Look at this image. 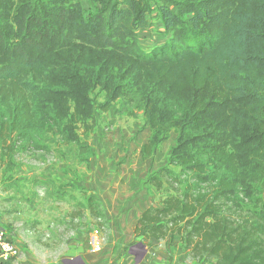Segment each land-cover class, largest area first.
Returning a JSON list of instances; mask_svg holds the SVG:
<instances>
[{"label":"trees","instance_id":"obj_1","mask_svg":"<svg viewBox=\"0 0 264 264\" xmlns=\"http://www.w3.org/2000/svg\"><path fill=\"white\" fill-rule=\"evenodd\" d=\"M0 0V155L88 148L96 110L134 117L164 165L133 225L145 246L176 240L194 264H264V0ZM157 11L169 38L144 50ZM101 218L98 196H84Z\"/></svg>","mask_w":264,"mask_h":264},{"label":"rangeland","instance_id":"obj_2","mask_svg":"<svg viewBox=\"0 0 264 264\" xmlns=\"http://www.w3.org/2000/svg\"><path fill=\"white\" fill-rule=\"evenodd\" d=\"M81 1L86 16L97 7L94 0ZM149 17L151 27L139 33L141 45L159 44L164 39L159 14ZM90 122L92 131L85 137L88 148L56 144L48 134L44 142L51 152L22 153L9 162L0 155V185L5 190L0 200V229L11 239L14 232L19 233L24 244L44 245L31 252L43 254L49 262L65 258L68 264H81L78 245L82 244L91 256L103 255V264H192L176 240L142 247L137 245L140 238L134 240L132 234L140 213L158 203V192L143 180L165 164L177 129L153 156L145 157L140 148L149 129L141 111L130 117L112 109L96 110ZM19 176L26 179L21 182ZM89 192L98 196L104 218L86 207L84 196ZM95 230L102 245L93 252L90 240Z\"/></svg>","mask_w":264,"mask_h":264},{"label":"crops","instance_id":"obj_3","mask_svg":"<svg viewBox=\"0 0 264 264\" xmlns=\"http://www.w3.org/2000/svg\"><path fill=\"white\" fill-rule=\"evenodd\" d=\"M155 13L158 14L157 11H154ZM154 12L152 13V15L154 14ZM148 20L150 21V17H147ZM161 22V19H160ZM151 27V25H150ZM161 27L162 29H164L162 22H161ZM146 30V29H145ZM145 30H141V32H138L137 37H139V33L141 34L142 32H144ZM169 33H167L165 31V35H164V39L162 41H165L169 38ZM154 38V41L156 40V35H152V39ZM160 42H162L161 40H159ZM139 43V40H138ZM158 43V42H157ZM157 43H152L151 46L148 45H141L139 43V45L141 46L142 49L144 50H149L151 49V47H153L154 45H157ZM20 179L21 182H23V179H26L23 176H19L18 177ZM4 191L3 188L0 185V200H1V196H4ZM11 195H13V192H10ZM12 201H17V199H14ZM13 242L18 246V248L20 249V255L17 259L9 262L8 264H68V260L65 258H61L60 262L54 261V262H49L48 259L46 257H44L43 254H41L40 256H37L36 254H34L32 251L33 248H38V246L43 247L44 245H42L41 243L38 242H27V244L23 242L22 237L19 233L14 232V236H13ZM80 247V257L82 259V263L81 264H103L104 261V256L101 255L100 257H96V256H91L90 254L86 253L83 251V248L81 247V245H78ZM23 251V252H22ZM194 264V263H192Z\"/></svg>","mask_w":264,"mask_h":264},{"label":"built area","instance_id":"obj_4","mask_svg":"<svg viewBox=\"0 0 264 264\" xmlns=\"http://www.w3.org/2000/svg\"><path fill=\"white\" fill-rule=\"evenodd\" d=\"M102 245V238L99 236L97 230L90 240V250L93 252L100 249ZM20 255V249L7 235V233L0 229V264H8L9 262L17 259Z\"/></svg>","mask_w":264,"mask_h":264},{"label":"water","instance_id":"obj_5","mask_svg":"<svg viewBox=\"0 0 264 264\" xmlns=\"http://www.w3.org/2000/svg\"><path fill=\"white\" fill-rule=\"evenodd\" d=\"M137 245H141L142 247H144V245L141 242L137 243Z\"/></svg>","mask_w":264,"mask_h":264}]
</instances>
